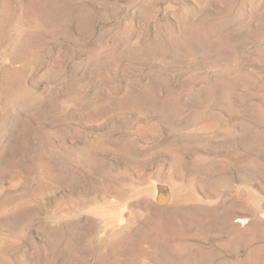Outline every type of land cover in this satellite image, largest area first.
<instances>
[{"label":"rangeland","instance_id":"rangeland-1","mask_svg":"<svg viewBox=\"0 0 264 264\" xmlns=\"http://www.w3.org/2000/svg\"><path fill=\"white\" fill-rule=\"evenodd\" d=\"M0 264H264V0H0Z\"/></svg>","mask_w":264,"mask_h":264},{"label":"bare ground","instance_id":"bare-ground-1","mask_svg":"<svg viewBox=\"0 0 264 264\" xmlns=\"http://www.w3.org/2000/svg\"><path fill=\"white\" fill-rule=\"evenodd\" d=\"M200 26V25H199ZM190 29V28H189ZM194 29V28H193ZM195 30V31H194ZM193 31H190V30H187L188 32H187V34H186V36H185V38H184V40L182 41L183 43H184V45H183V48H184V46L186 45L187 47H189V46H192V45H195V44H198V43H200V42H205V41H207L212 35L207 31V30H205V31H198V30H196V29H194ZM219 35V34H218ZM173 39H175V38H173ZM176 40H178V39H176ZM172 41V40H171ZM181 41V40H180ZM180 41H177V42H180ZM182 42L179 44V45H181L182 44ZM203 42V43H204ZM175 43V42H174ZM201 44V43H200ZM137 45V44H136ZM171 45H173V44H171ZM177 45V44H176ZM178 45V46H179ZM138 46V45H137ZM159 47V46H158ZM171 47V46H170ZM181 47H182V45H181ZM200 47V46H199ZM175 48H177V47H175ZM191 48V47H190ZM185 49V48H184ZM27 50V49H26ZM177 50V49H176ZM133 54V53H132ZM55 73V72H54ZM238 76V75H237ZM23 77V76H22ZM21 77V78H22ZM20 80V79H19ZM17 86V85H16ZM51 88V87H50ZM49 91V90H48ZM223 94H224V92H223ZM27 95V94H26ZM230 98V97H229ZM27 100V99H26ZM9 103V102H8ZM65 106V105H64ZM175 164V163H174ZM178 166V165H177ZM162 194V193H161ZM166 196V195H165ZM184 196H187V195H181L179 192H176V191H174L173 192V196H172V198L174 199V200H180V199H182V198H184ZM146 242V241H145ZM77 255V254H76Z\"/></svg>","mask_w":264,"mask_h":264}]
</instances>
